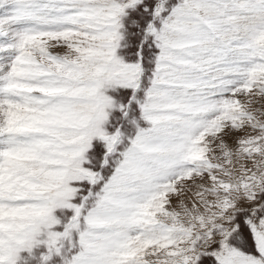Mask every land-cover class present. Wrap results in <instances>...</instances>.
<instances>
[{
	"label": "snow or ice",
	"instance_id": "snow-or-ice-1",
	"mask_svg": "<svg viewBox=\"0 0 264 264\" xmlns=\"http://www.w3.org/2000/svg\"><path fill=\"white\" fill-rule=\"evenodd\" d=\"M0 264H264V0H0Z\"/></svg>",
	"mask_w": 264,
	"mask_h": 264
}]
</instances>
